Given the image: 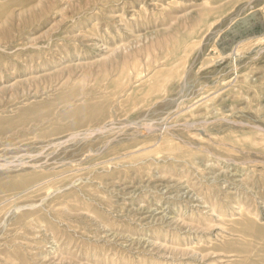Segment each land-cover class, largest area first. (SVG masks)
Instances as JSON below:
<instances>
[{"label":"rangeland","instance_id":"obj_1","mask_svg":"<svg viewBox=\"0 0 264 264\" xmlns=\"http://www.w3.org/2000/svg\"><path fill=\"white\" fill-rule=\"evenodd\" d=\"M0 264H264V0H0Z\"/></svg>","mask_w":264,"mask_h":264}]
</instances>
